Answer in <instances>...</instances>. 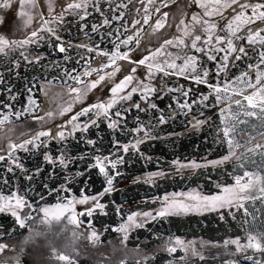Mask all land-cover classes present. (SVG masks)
Returning <instances> with one entry per match:
<instances>
[{
  "label": "trees",
  "instance_id": "1",
  "mask_svg": "<svg viewBox=\"0 0 264 264\" xmlns=\"http://www.w3.org/2000/svg\"><path fill=\"white\" fill-rule=\"evenodd\" d=\"M188 1L189 0H176L175 3H169L167 7H164L163 1L160 2L157 0L159 3V12L150 10L151 21L147 24L150 32L145 31L135 35L132 43L128 47L121 43V41L126 37L127 32L129 33L135 29V27L130 28L134 21H143L144 15L141 9L144 7V0H100L99 5L103 9V16L91 6L87 9V15L82 11L80 15L74 14L71 20L67 21L70 24L69 29L61 31L59 35L63 41L67 42L66 47L68 44L71 45V47H67L65 53H59L58 50L53 47L59 43L54 36L49 38L47 32H41V35L44 36L45 39L39 40L36 44L27 46V53L36 52L43 57L39 64L25 65L23 60H20V67L16 68L14 62L20 59V50L8 52L7 55L0 53V75L3 76L4 80L3 83H0V103H11L14 105V110H21L26 107L27 94L19 95L18 93L23 90L26 81H30L33 78H37L43 83L45 77L48 80H52L54 77H61V80L67 81V85H73L74 81L64 77L62 70L67 69L73 74H80L84 66H86L85 61L87 60V54L89 58L96 55L101 62L110 60V55L117 50L115 47L116 45H119V50L121 51L127 52V49L130 51L128 55L130 54L129 57H131V59H120L119 62H124L126 64L131 62L127 65L134 63V61L138 63L143 56L149 54L152 51L151 49H155L156 47V44L150 43V40H147L146 36L154 32L152 30L153 22L158 17V13L159 15L164 12L168 13L167 19L172 22V20L175 19V15L180 14V9H183L184 14L189 11ZM117 4L127 5L126 8L122 7L119 9V12L123 13V18L120 20L112 19L114 15L119 14V12L115 11ZM151 7V5H148L149 9H151ZM81 16L84 18L81 19ZM105 17L110 21L107 25L102 24ZM179 18L180 16L177 17V20ZM260 23V21H257L255 24L257 25ZM94 25L97 26L98 31H93ZM82 27H84V29H81ZM160 34L162 35L164 32H160ZM68 35L70 36L68 37ZM118 35L119 39H117ZM242 37H245V35ZM235 41L238 42L236 45L239 46L244 45L245 39H235ZM245 46H247V44ZM253 47H255L257 51L259 50V46H247L246 51L249 57L247 56L235 61L230 57L229 61H227L228 67L224 72L226 74V80L231 81V83L234 82L235 87L237 84H240L239 82H241V84L246 82L245 78L243 80H237V77H241L243 73L248 72V76H251L250 78L254 76L253 74L257 73L255 67L249 68L250 64L255 66L258 63V58L253 51ZM86 48H91L93 51L87 52ZM66 56L69 58L65 59ZM90 60H92V65L96 66V61H93V59ZM212 66L211 64L210 67L212 68ZM9 69H11V71H9ZM259 70L264 71V65H261ZM167 72L171 73V71ZM16 73H19V75L17 76ZM121 75L124 76L123 73ZM155 82L156 86L154 88L157 89V92L153 95L152 99L160 108L165 109L166 112L171 111V109L168 108L169 104H171L173 108L176 107L172 98L174 96H179V93L171 92L164 95L161 90L177 89L181 86L192 88L194 92L189 94L190 98H198L201 93L208 94L210 91L207 85L196 84L191 79L180 74H166L165 72L157 71ZM58 86H60V81L52 88L55 89ZM8 88L12 89L11 94L7 91ZM12 94H17L15 100L11 99ZM157 95H164V98L162 100L156 99ZM34 96L40 105V108L37 110L39 113L44 105L47 104L48 98L39 90V86ZM224 98L225 99H221L218 103L215 99V94H213L209 97V100L205 102V104L208 105L207 107H205L204 104L198 103L192 107L187 115L177 108L176 115L173 119L169 120L165 125L156 127L153 134L161 138L149 140L139 146L142 153L151 157L150 161L140 159L138 155L131 151L128 154L117 152L112 156V159H116V156L123 155L125 162L123 164H118L117 168L114 170L110 169V173L115 175V179L113 180V191L103 196L100 200V203L106 205L105 212H107V215L97 211L92 217L86 216L83 221L85 224L84 235L88 234L91 237V229L95 228L97 230L100 239L98 242L93 241V244L108 247L112 242L120 243L122 234L113 231V229L130 214L149 211L154 212L158 210L162 207L161 198L164 195L187 190H201V193L204 195H214L220 192L224 186L228 187L233 185L236 176L243 177L245 170L254 172L257 170V168H255L256 166H258V169L261 168L257 171L264 170V164L258 162V160L264 158H261L259 155L251 154L243 156L240 160L234 159L220 166H207L195 169L184 168L179 172L176 170V166L174 165L175 161H179L182 164L195 161L197 164L201 165L202 163L205 164L206 162L219 160L227 154V146L221 143L220 135H218L224 126L222 121L225 119L222 117V113L224 112L226 116L231 113H238V105L233 101L237 98L241 100L242 104L246 103V101L243 100L242 96H231V99L230 96ZM132 100L140 101V93L133 94ZM130 103L131 101H127L123 104L121 103L111 111L115 112L117 108L127 107ZM7 111L8 109L0 108V118H2V114H6ZM137 115L145 122L149 119L148 113H137L135 109H132L127 114V127L129 129L136 127L134 118ZM152 115L156 114L152 113ZM244 118L246 117H243V119ZM33 120V116L29 114H24L18 119L13 116L10 117L9 121L2 127L12 124H27ZM194 120H206L207 122L203 124L200 129L193 130L190 121ZM240 125L242 124L236 125L235 132H237L238 127L242 128ZM35 132L37 131L29 133L27 139L31 138L32 134ZM97 133H99V137H102V139L97 136ZM76 135L79 136L81 133L77 132ZM87 135L97 139L95 148L100 149V153L98 154L102 153L107 156L109 152L113 150V137L111 130L107 128L106 121L100 122L99 129L91 127ZM115 136L116 139L120 140L122 143H127L132 139L131 135H125L119 131L115 133ZM70 147L72 148L71 155L75 156L80 152H84L86 154L85 159L75 160L74 163H70L68 170L62 171L57 167L55 174L52 175L51 178H49V174L52 172V166L44 162L43 152L45 149L43 148L34 149L31 152L18 151L15 153V155L20 157L26 169L34 170L36 167L43 168V172L31 181L25 179V175L20 169H16L15 174L6 172V168L10 161L5 160L0 162V196L6 197L19 189L20 194L27 193L26 199L34 209L55 206L60 202L57 193H49L44 185L47 184L49 188L58 189L60 185L65 183V176L69 170L72 173L80 171L85 174L72 180L68 185L70 191L67 193L60 192V196L67 195L68 197L76 196L78 198L81 195L82 189L85 191V194L89 196L102 192L104 187H106L104 176L100 175L96 168L87 171L89 164L93 162L91 160V153H93L95 149L85 143L77 145L75 141L71 142ZM49 148L52 149L53 153H56L59 145L56 142H52ZM240 164L247 165L249 169L247 167H240ZM158 170H164L166 175L162 178H156L154 183H146L144 179H139L147 177L149 173H154ZM117 172L119 175H116ZM4 178L9 180L8 184L3 183ZM85 182H87V188H85ZM217 185L220 187H217ZM41 194L43 195V199L40 198ZM117 207L120 208L119 213L116 211ZM25 209L26 211L29 210V208ZM251 210L249 216L246 218L247 222L244 228L240 226V220L243 219L242 212L236 210H232L235 213V218L229 215L225 220L220 219L218 212H209L206 214L194 213L183 216H176L173 214L157 221H150L146 228H137L129 233V239L126 241L127 247L125 248L127 252L122 254L123 257H121L116 264H137L138 261L140 264H144L145 256L152 257L153 255L155 259H150L148 264H168L171 260H174V264H228V262L231 261H237L238 264H249L248 261L243 259L242 254L232 250L234 245H225L224 242L236 238L246 241L245 229L253 234L264 233V206L257 204ZM31 212L34 216L33 210ZM30 221L33 220L31 219ZM0 225L5 226V233H7L9 229H12L10 235H0V243L10 245L4 253L0 254L3 256V260L7 262V264H17L18 257L19 264H31L28 260L30 255L29 246L24 245V247H19V245H17L14 247L15 245L13 246L12 243L16 241L22 242L23 239L25 240L26 237H28V233H30V229L32 228V230H35L37 226H32V224H26L24 228L14 226V218L6 213H0ZM55 227L57 229L61 228L56 225ZM61 231L63 230L61 229ZM73 233L74 232L71 231H63V235L60 236L62 240L65 238L68 240V236L71 237L70 240L75 239L74 242H71L74 244L70 249L72 255L70 254L71 256H69L67 254L64 256L72 259L75 264L92 263L83 251L85 248H92L95 245L91 246L89 239L82 233ZM48 235L52 236L53 234L51 235V233H48ZM49 238L53 243L54 240L57 239L53 237ZM176 238L187 241L207 242V250H205L203 254L204 260H201L198 255L193 256L190 254L187 256L182 250H177L174 256H170L166 251L161 250L169 239L174 241ZM62 244L59 246L62 247ZM132 250L146 252L147 255L138 258V256H134V254L130 253ZM9 252H14L16 256L13 259L5 257V254ZM53 254L54 255L51 253L49 258H53L56 264H66V262L64 263L57 259V256L61 254L55 251ZM249 254H251V250H249ZM257 255L260 254L257 253ZM180 257H184V259H180Z\"/></svg>",
  "mask_w": 264,
  "mask_h": 264
},
{
  "label": "snow or ice",
  "instance_id": "2",
  "mask_svg": "<svg viewBox=\"0 0 264 264\" xmlns=\"http://www.w3.org/2000/svg\"><path fill=\"white\" fill-rule=\"evenodd\" d=\"M18 3L20 6L19 15L23 19L25 26H29L33 22V16L29 14L31 9L37 8V0H0V8L7 9L11 6L12 3ZM176 0H163V6L167 7L169 3H175ZM149 3H152V0H149ZM193 4L199 3V6L204 9L203 13L196 14L191 16V25L185 22L183 19L184 11L180 9V17L178 19V31H181L183 37L191 36L190 47L195 52L201 53L207 56L208 60L216 61L218 68L216 69V74L225 71L228 67L227 61L229 56L232 60H239L241 58L247 57L248 52L246 51V46L244 45H235L233 38L235 39H245L247 40L248 46L259 45V50L253 47L258 63L253 66L249 65V68L255 67L257 69V75L255 77V82L251 80L247 81L248 87L252 89L251 93L234 92V96L243 97V100L247 102L246 105H241V100L239 98L235 99L233 102L243 108L242 113H231L225 117V120L222 121L223 128L221 129L220 139L221 143L227 146V154L222 158L216 161L206 162L204 165L197 164L195 161H192L188 164H182L179 161H175L174 165L176 170L179 172L184 168H199L207 166H220L231 160H240L243 156L248 154L259 155L261 158H264V132L259 134V138L253 136L245 139V142L241 144L239 141L235 140V131L237 124H248L249 120L255 119L260 122V125L264 127V71H260L261 65H264V0H210V3L202 2V0H192ZM91 6L95 11L99 12L103 16V9L99 5V0H69L67 7L60 13L56 14L53 19L58 22L64 21V16L68 15H80V12H84L87 15V9ZM49 13L51 14L54 11L53 0H49ZM126 8V4H117L116 10L119 12L120 8ZM233 9L235 15L229 20L227 24V33L225 37H221L216 34V24L210 23L204 17L211 15H220L223 17V11L226 9ZM27 9V10H26ZM79 10V11H78ZM111 10V6H110ZM145 15L143 19V24L149 23V14L148 10L145 8ZM155 11L159 12V8H156ZM168 13H161L160 16L156 18L153 22L152 30L158 31L161 28L165 27L167 23ZM84 17L81 16V19ZM123 18V13L119 12L118 15H114L112 19L120 20ZM259 20L261 23L257 24L255 28L250 27ZM4 23V18L0 16V25ZM52 21L48 19H43L42 25L39 30L33 29L29 35H26L23 40H10L4 35L0 34V53L7 55L8 52L14 50L19 51V58L14 62L15 67H20V60H23L25 65H34L39 64L43 57L36 52L27 53V46L36 44L39 40L45 39L42 36L41 32H47L49 38L54 36L58 44L53 47L58 50L59 53H65L67 47H71L70 44L67 45L65 41L61 39L59 35L56 34V30L52 27H49ZM110 21L105 17L102 21V24L107 25ZM136 24H140L141 21H135ZM195 25H200L205 33V37H202L200 34L193 35V29ZM235 25V27H234ZM248 26V27H245ZM242 27H245L247 33L246 37L238 36L237 33L241 30ZM93 31H98L97 26H93ZM119 39V35L117 36ZM132 39L129 36L127 39L121 41V43L127 45L128 42ZM138 43V41H137ZM226 45V47H224ZM83 46V45H80ZM179 47L187 46L185 45V40L182 37H176L174 39H165L160 48L156 49L154 53L150 56H146L143 59L139 60V64H146L148 69L151 70L155 67L157 71L165 72L166 74H180L186 75V78L191 79L196 84L207 85L210 89L208 94L201 93L198 98H190V93H193L192 88H185L181 86L177 89H167L161 90L164 95L171 92H178L179 96H174L172 99L176 105L175 108L171 104L168 105V108L171 111H167L159 107V105L152 99L153 95L156 94L157 89L152 87L150 84L136 83L133 84L134 76L128 75L125 76L122 81L116 84L112 88V97L108 101H100L94 104H90L84 107L73 111V106L76 103H83L84 99L87 96V92L91 89L96 88L102 81L105 80L104 75H100L97 72V79L93 80L90 83H86L80 78L79 74H73L67 69L62 70L63 76L74 81L73 85H67L66 80H61V77H54L52 80L44 78L43 83L37 78H33L30 81H26L23 90L18 93L19 95L27 94L26 107L21 110H14V105L11 103H0V108L8 109L6 114H2L0 118V126L5 125L10 117L20 118L24 114L32 115L34 119L43 120L45 116L49 119L54 118L55 116H65L68 113H72L63 121L59 126H54L52 129L41 130L32 134L31 138L25 139L22 143H8L7 149L2 150L3 146L0 145V162L5 160L10 161L6 168V172L15 174L16 169L25 175V179L31 181L35 177L39 176L43 172V168L36 167L34 170L26 169L21 162L19 156L15 155L18 151L31 152L34 149L43 148V160L46 164L52 166V172L49 174V178L55 174V170L59 167L62 171L69 169V164L74 163L75 160H83L86 157L84 152H80L77 155H71L72 148L70 144L72 141H75L76 144L85 143L92 146L95 151L91 153V160L93 161L89 164L87 171H90L92 168L98 169L100 175H103L106 182V187L103 191L94 195H87L85 191L81 190V195L77 198L76 196L68 197L67 195L60 196V192L67 193L70 191L68 185L78 176H83L84 172L72 173L70 170L65 176V183L60 185L57 188H49L47 184L44 187L48 190L49 193L56 192L59 198V203L55 205L54 208H41L39 211L43 213L44 219L42 223H50L51 219L60 220L62 216L67 214V222L71 225H80L82 221L80 217L88 216L92 217L97 211L101 214L107 215L105 212L106 205L100 203V200L106 194H109L113 191V180L115 175L110 173V169H116L118 164H123L125 162L124 156H116V159H112V156L117 152H122L128 154L130 151L138 155L140 159L150 161L151 157L146 156L140 151V145L146 143L149 140L160 139L158 135H154L156 127L165 125L169 120L173 119L176 115V109L181 110L185 115L191 111L192 107L196 104H204L205 107L208 105L205 104L209 100V97L215 94V99L219 102L222 97L221 93H227L231 87L230 82H223L213 84L209 79L210 69L201 67L197 71V65L199 57L195 55H185L183 57V64L178 66L175 63V59L180 58L172 57L171 62L169 59H165L163 64L156 62V58L162 53L167 57H171V53H167V47ZM219 46V47H215ZM119 49V45L115 46ZM88 51H93L89 48ZM224 52L225 55L221 60H217L216 53ZM235 53V55H233ZM108 55L107 53H104ZM69 57H65L68 59ZM111 64H115L117 59H129L127 53H120L118 50L115 53H112L110 56ZM166 69L174 70L171 73H168ZM11 71V69H9ZM91 71H97L92 69ZM91 71H85L84 76L91 75ZM119 71V66H117L113 72L108 73V78L111 79L115 75V72ZM135 72V69H132ZM17 76L19 73H16ZM248 72L242 74L241 77H237V80H243L248 77ZM60 81L61 87H68V92L72 96L71 103H68L66 106L56 105V111H45V115L41 116L38 113L40 105L37 103V100L34 96V93L39 90L43 92L46 98H50L49 91L52 87L57 85V82ZM3 76L0 75V83H3ZM84 85V88L76 87L75 85ZM86 89V90H85ZM7 91L9 94L12 93V89L8 88ZM135 93H140V101H133L132 96ZM17 94H12L11 99L15 100ZM164 95H157L156 99H163ZM51 99V98H50ZM231 99V97H230ZM121 101H131L127 107L117 108L115 112L111 111L114 106H116ZM135 109L137 113L145 112L149 114V119L147 122L142 120L139 115H137L134 120L136 123L135 128L129 129L127 127V114ZM92 113V115H89ZM155 113L156 115H152ZM223 114V113H222ZM241 115L248 119H241ZM103 116L104 121L107 122V128L111 130L112 133V145L113 150L109 152L107 156L100 153L99 148H95L97 144V139L92 138L90 135H87L91 127L99 129L100 122L99 118ZM81 117H88L87 120H81ZM103 122V121H101ZM207 121L194 120L190 121L193 130L200 129L203 124ZM121 132L125 135H131L132 139L127 143H122L120 140L116 139L115 133ZM77 132L81 135L77 136ZM99 137V133H97ZM102 139V137H99ZM52 142H56L59 145L56 153H53L52 149L49 148V145ZM239 149V151H237ZM244 167L243 164L239 165ZM116 175H119L117 172ZM166 175L164 170H158L154 173H149L147 177L139 178L144 179L146 183H154L156 178H162ZM4 184H8L9 180L7 178L3 179ZM87 182H85V188H87ZM217 187H220L217 185ZM223 192L227 195H203L200 192H191L188 194L179 193L172 194L171 196L165 195L162 200V207L158 210L152 212H142V213H133L122 220V222L115 228L113 231L121 233V242L124 243L129 239V233L137 228H146L147 224L150 221H157L161 218H166L169 215L187 213L190 211H217L220 215L221 220H225L227 216L231 215L235 218V213L232 211L233 208L236 211L242 212L243 219L240 220L241 228H244L245 223L247 222V217L249 216L248 209L245 207V204L249 201L255 202L259 200L264 204V176L260 175L259 171L250 172L245 170L243 177H235V185L233 187H224ZM27 193L20 194L19 189L15 192L10 193L8 196H0V213L10 214L14 218V226H19L20 228L26 227V221L28 220V214L21 212L24 208L31 209L32 205L26 199ZM41 199L43 195L41 194ZM76 205H87L83 211L77 213ZM227 209V211H224ZM117 213L120 212V208H116ZM51 218V219H50ZM5 226L0 225V235L11 234L12 229H9L7 233L4 231ZM245 239L246 243H241L239 238L230 239L225 241V245H235V251L243 255V259L248 261L249 264H264V233L253 234L247 229H245ZM94 242H98L100 237L95 228L91 229V237ZM31 239V237H29ZM10 245L0 243V254L4 253ZM180 248L186 253L189 246L176 238L174 241L169 239L165 246L161 249L166 251L170 256H174L177 249ZM251 250V254H249ZM259 253L260 255H257ZM193 256L199 255L201 260H204V256L199 254L195 249L191 250ZM57 259L59 261L66 262V264H72L67 256L58 255ZM155 259V256L152 257L145 256L144 264H148V261ZM184 259V257H180ZM0 264H7L3 260V256L0 255ZM17 264H19V258L17 257ZM137 264H140L138 261ZM168 264H174V260L168 262ZM228 264H238L237 261L228 262Z\"/></svg>",
  "mask_w": 264,
  "mask_h": 264
},
{
  "label": "rangeland",
  "instance_id": "3",
  "mask_svg": "<svg viewBox=\"0 0 264 264\" xmlns=\"http://www.w3.org/2000/svg\"><path fill=\"white\" fill-rule=\"evenodd\" d=\"M159 1L161 2L163 0H159ZM68 2H69V0H53L54 11L50 14L49 13V7H48L49 0H37L38 7L31 9L29 12V14H31L33 16V22L29 26L24 25L23 19L19 15L20 6L18 3H15V2L12 3L11 6L7 9L0 8V16H2L4 18V23L2 25H0V34L4 35L6 38H8L10 40H12V39L23 40L25 38V36L30 34V32L33 29L39 30L40 26L42 25L43 19H48V20L52 21V23L48 26L54 28L56 30V34L60 35L61 31H66L69 29L70 24L67 21L68 20L70 21L71 18L74 16V14H72V15L66 14L64 16V21L62 23L55 21L53 19V17H55L56 14L62 12L67 7ZM202 2L210 3V0H202ZM148 5L152 6L151 9L148 8ZM143 6L144 7L141 9L143 11L142 14L145 15L144 10L146 8L148 10V14L150 17L149 21H151L150 10L154 11L156 8H158L159 3L157 2V0H152V3H149V0H144ZM188 8H189V11L185 12L183 19H185V22L187 24L191 25V16L203 13L204 9L199 6V3L193 4L192 0L188 1ZM234 15H235V12L233 11V9L229 8V9H226L223 11V17H221L220 15H211V16H206L204 18L207 19L210 23L216 24V26H217L215 29L216 34L220 35L221 37H225V35L227 33V24H228L229 20H231ZM157 16H160L159 13ZM176 16L178 17V16H180V14H176L175 15L176 20L174 19V20H172V22H170V20L167 19V23L165 24L164 28H161L158 31H155V33L153 32L148 36L145 35L146 39L150 40V43L152 42L153 44H156L155 45L156 47L154 46L155 49H151L152 51L149 54H146L145 56H143L142 59L146 56H150L152 53L155 52L156 49L160 48L165 39H174L176 37H182L185 40V45H187V46H179V47L169 46V47H167L166 52L171 53V57H167L165 54L162 53L160 56H158L156 58V62L163 64V61L165 59H169V61L171 62L172 57L179 56L180 58L175 59V63L178 66H180L184 62L183 57L185 55H195V56L199 57V62L197 65V71H199L201 67L206 68V69H210L211 71L209 73L208 79L213 84H216V83L222 84L223 82L227 81L226 80V74L224 73L225 71L220 72L218 75L216 74V69L218 68V64L216 61L208 60L207 56H205L201 53L195 52L193 49H191V47H190L191 36L183 37L182 32L178 31V27H177L178 20H177ZM257 21H259V20H257ZM169 22H170V24H169ZM255 25L256 24H253L250 27L254 28ZM133 27H135V29L130 31L129 33L127 32L128 35L126 34V37L123 38V40H125L129 36L132 37V39L128 42V44L125 45L126 47L130 46L135 35H138L139 33L145 32V31L150 32L147 24H143V21H141L140 24H136L134 21V23L132 24V27H130V28H133ZM234 27H235V25H234ZM245 27H248V26H245ZM245 27H242L241 30L237 33L238 36L245 35V37H246L247 33L245 31ZM81 29H84V27H82ZM159 31L164 32V34L161 35ZM157 32H159V33H157ZM195 34H200V35H202V37H205V33L203 32V29L201 28L200 25L194 26L193 35H195ZM69 36L70 35H68V37ZM71 37L74 38L73 36H71ZM160 41H162V42H160ZM233 41H234V43L236 42L235 38H233ZM236 44H238V42H236L235 45ZM246 44H247V40L245 38L244 46ZM256 46H259V45L257 44ZM215 47H219V46H215ZM224 47H226V45H224ZM88 49L89 48H86L87 52H88ZM117 50L120 53H127L128 54L130 52L128 49H127V52L121 51L119 49H117ZM26 54H27V52H26ZM224 55H225L224 52H217L216 53L217 60H221V58ZM233 55H235V53H233ZM129 56H130V54L128 55V57ZM86 57H87V60L85 61L86 66H84L83 70L79 74L80 78L83 81H85L86 83H90L93 80L97 79V72H99L100 75L105 76V80L102 81L96 88H93V89H91V91H88L87 96L84 99L83 103L82 104L79 102L76 103L73 106V111H76L77 109H79L81 107H84V106H87L90 104H94V103H97L100 101H108L112 97V91H111L112 88L115 87L117 83L122 81L125 76H128V75L134 76L133 84L143 83V84H150L152 87L156 86L155 81H156L157 70L155 69V67L150 72V70L148 69L146 64H139L136 61H134V63H132L130 65H127L131 62L126 64L124 62H119L120 59H117L115 64L113 65V64H111V59L110 60H104L103 62H101V60L98 59V57L96 55H94V57L89 58V55L87 54ZM230 57L231 56H229V59H230ZM90 59H93V61L94 60L96 61V63H97V64H95L96 66L92 65V63H91L92 60H90ZM130 59H131V57H129V60ZM229 59H228V61H229ZM211 64L213 65L212 68L210 67ZM227 64H228V62H227ZM117 66H119V71H116L115 75L112 76L111 79H109L107 74L113 72V70ZM92 69H96L97 71H91ZM132 69H135V72H133ZM86 70L91 71V75L84 76L83 73ZM166 71L173 72L174 70L166 69ZM122 73L124 74V76L121 75ZM186 75H183V76H186ZM253 75L254 76L252 78H250L251 76L246 77L245 78L246 82H243V84H241V82H239L240 84L236 85L237 89L235 87L234 82L231 83V81H227V82L231 83V87L227 93L222 92L220 94L222 99H225L224 97L234 96V92L243 91L245 93H251L252 89L248 87L247 81L251 80L254 83L257 73H255ZM75 86L80 87V88H84V85L77 84ZM49 96L51 99L48 98L47 104L44 105V107L39 112V115H41V116L45 115L46 110L56 111L57 110L56 105L66 106L68 103H71V101H72V96L68 92V87L58 86L55 89L52 88L49 91ZM121 103L123 104V103H125V101H121L117 105H119ZM246 104H247V102L243 103V104L241 103V105H246ZM116 106H114V107H116ZM238 108H239L238 113H242L243 108L241 106H238ZM71 114L72 113H68L65 116L57 115L52 119H49L45 116V118L43 120L34 119L33 121H30V123H27V124L21 123L18 125H13V124L7 125L5 127L0 126V145L3 146L2 150H6L8 143H15V142L16 143H22L25 139H27V136L29 135V133H32V131L38 132L41 130L52 129L54 126H59ZM89 115H92V113H89ZM222 117H224V119L226 117V114L224 112L222 114ZM87 118L88 117H81L80 119L81 120H87ZM241 119H243V115H241ZM244 119H248V118H244ZM101 121L105 122L103 116H101L99 118L98 122H101ZM240 127H242V128L238 127L237 132H235V140L239 141L241 144H243L245 142V139H247V138H250L253 136L259 138V134L261 132H264V127H262L260 125V122L255 120V119L249 120L248 124H242V125H240ZM237 151H239V149H237ZM258 162L264 164V159L258 160ZM201 165H204V164L202 163ZM244 167L245 168L247 167L249 169V167L245 164H244ZM255 168H257V170L261 169V168L258 169V166H256ZM253 170H255V169H253ZM257 170L254 171V173L257 172ZM259 173H260V175L264 176V170L259 171ZM234 185H235V183L233 185L228 186V187H233ZM224 187H226V186H224ZM223 188L221 189L220 192L215 193L214 195H222V196L227 195L226 193L223 192ZM193 191L201 193V190H190V191L187 190V191L178 192V193L173 192V193H169L167 195L171 196L174 193H176V194H179V193L188 194V193H191ZM201 194H203V193H201ZM164 196H162L161 202H162ZM257 204L264 206V204H262L261 201L256 200L255 202H252V201L247 202L245 204V207L248 209V212L250 213V211H252L251 209L254 208V206H256ZM54 207L55 206L47 207V208H54ZM43 208H45V207H43ZM75 208H76V212L79 213V212L83 211L85 208H87V205H76ZM30 210L31 211L33 210L34 216ZM225 210H227V209H225ZM232 210H236V209L233 208ZM21 212H22V214L23 213L28 214L29 218L26 221V224H32V226L35 225V226H37V229L32 230V228H31L30 233H28V237H26L25 240L23 239L22 242H19V241L13 242L12 245L13 246L15 245L14 247H16L17 245H19V247L20 246L24 247V245H28L30 248V255L28 257L29 258L28 260L31 264H56L53 258H49V255H51V253H52V255H54L53 254L54 251L58 252L61 255H67L68 254L69 256H71L72 254L70 252L71 251L70 249L74 246V244H72L71 242H74L75 239L70 240L71 237L68 236L69 237L68 240L66 238L62 240L60 238V236L63 235V231H66V232L71 231V232L80 233V234L81 233L83 234L85 231V226H84L85 224L83 221H84V218L86 216L80 217V219L82 221V224H80V225L68 224L67 214L62 216L61 219L58 221L50 218L51 222L46 224V223L41 222L44 219V216H43V213L41 211H39V209H34L32 207L31 209L26 211V209L24 208L21 210ZM209 212H217V211L197 210V211H190L187 213H179V214H175V215L176 216H183L186 214H194V213L206 214ZM31 219L33 221H30ZM55 225L58 227H61V228L57 229L55 227ZM61 229L63 231H61ZM47 232L51 233V235L52 234L53 235L49 236ZM254 233H257V232H254ZM64 234H65V232H64ZM84 236L89 239V242H91V246L95 245V244H93V240L90 238V236L88 234L87 235L85 234ZM29 237H31V239H29ZM49 237H53V238H55V239L57 238V239L54 240V243H53V241ZM182 241L185 243V245L189 246L187 253L180 248H178L177 250L184 251L187 254V256L191 254L192 249H195L201 255H203L204 251L207 250V242H203V241L199 242V241H194V240L187 241L184 239ZM241 243H246V241L241 240ZM60 244H62L61 245L62 247L59 246ZM126 247H127L126 242H124V243L112 242L108 247L95 245L92 248H85L83 252L88 256V259H90V261H92V263L89 262V264H116L118 262V260L121 259V257H123L122 254L124 252H127V251H125ZM232 250H234V252H236L235 251V245L232 247ZM130 253L134 254V256H138V258L143 257L144 255H147L146 252H139V250H135V251L132 250ZM15 256H16V254L14 252H9V253L5 254V257L11 258V259H13ZM69 260L72 262V264H75L72 261V259H69Z\"/></svg>",
  "mask_w": 264,
  "mask_h": 264
}]
</instances>
